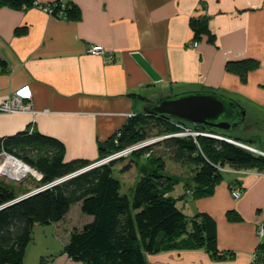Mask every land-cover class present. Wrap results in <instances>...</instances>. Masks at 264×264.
I'll return each mask as SVG.
<instances>
[{"label": "crops", "instance_id": "obj_1", "mask_svg": "<svg viewBox=\"0 0 264 264\" xmlns=\"http://www.w3.org/2000/svg\"><path fill=\"white\" fill-rule=\"evenodd\" d=\"M51 1L0 5V101L24 85L31 90V110L0 111V137L34 130L62 142L64 161L95 160L99 144L130 115L171 92L214 89L237 100L247 115L264 112V0H72L76 20L35 5ZM192 18L207 20L213 43L193 39ZM95 44L102 53L87 52ZM243 59L253 60L248 68L236 63L228 69ZM235 187L238 198L230 193ZM176 198L185 214L212 218L217 256L205 247L168 249L146 253L148 263L251 264L263 219V171H224L212 194L194 198L185 189ZM228 211L239 219H228ZM81 215L84 223L92 219ZM50 262L82 264L66 254Z\"/></svg>", "mask_w": 264, "mask_h": 264}, {"label": "trees", "instance_id": "obj_2", "mask_svg": "<svg viewBox=\"0 0 264 264\" xmlns=\"http://www.w3.org/2000/svg\"><path fill=\"white\" fill-rule=\"evenodd\" d=\"M22 4L31 5L32 0H0V5L16 8ZM46 4L35 2V5ZM59 9V5H53L54 12ZM61 10L65 14L60 18H79V10L73 2ZM190 25L194 40L206 36L209 42H214V35L205 18H192ZM251 61H236L228 65V69H236L235 64L239 63L244 70ZM0 65H5L1 57ZM140 99L147 100L145 97ZM148 123L153 127H164V134L177 132V123L192 126L166 116L134 113L118 133L99 144L97 158L146 140L148 132L144 126ZM194 126L191 128L207 131L204 126ZM214 134L253 146L252 140L244 137L231 133ZM195 139L190 136H172L161 141L174 161L196 168L194 184L186 183V189L194 198L212 194L214 186L223 178L222 168L264 172V155L217 138L198 136ZM153 144L134 154L140 156L152 149ZM2 150L22 159L40 172L42 177L33 188L37 192L18 201L14 199L32 190L16 194L13 187L0 181V264H24L23 257L31 240L33 226L58 222L74 201L79 202L81 213L92 217L80 229L72 230L64 244L63 252L74 261L82 264H150L146 260V253L199 247H205L212 256H217L214 221L206 213L188 217L178 208V198L167 190L178 180L164 171V156L161 154L154 158V153H149L146 162L150 163L138 167L139 177L132 194L128 196L121 192V182L112 172L118 159L39 189L94 160L77 158L64 161L61 141L29 129L0 137ZM127 168L123 167L124 170ZM262 212L261 223L264 226V208ZM227 216L230 220L239 219L232 211H228ZM255 253L256 258L251 264H263V242H258Z\"/></svg>", "mask_w": 264, "mask_h": 264}, {"label": "rangeland", "instance_id": "obj_3", "mask_svg": "<svg viewBox=\"0 0 264 264\" xmlns=\"http://www.w3.org/2000/svg\"><path fill=\"white\" fill-rule=\"evenodd\" d=\"M258 115L260 116L259 118L264 121V112L259 111ZM150 124L151 123H148L144 126V128L147 129L146 131L148 132V136H146L147 139L145 141L152 140L154 142V144L152 145L151 153H154V158L158 154L164 156V171L168 174H171L174 180H178L177 183L167 188L168 193H170L174 197H178L186 189V183L189 185L194 184L193 180L194 175L196 173V168L189 164L174 161L169 156L168 149L165 148L163 143L161 142L164 138H166L165 136L167 135L164 134L166 133L164 132V127H157L156 125H154L153 127ZM178 124L188 128L194 126H189L181 123ZM177 128L180 129V127L178 126ZM195 130L199 129L195 128ZM230 133L232 135H237L252 140V147L264 152V123L258 126L253 125L252 122H250V126H247L243 123L240 126L231 130ZM198 136L199 135L195 136V138ZM226 138L234 140L230 137ZM147 157L148 155H146V152H143L140 156H137L136 154L132 153L130 156L128 154L125 158H121L116 161L115 165L112 167V172L121 182L122 193H126L128 196L132 194L134 185L133 183H131L132 177H134V175H137L136 180L138 179V167L143 163H147V165L150 163V161L146 162ZM124 166L128 168L124 170ZM224 169L227 172H235L244 168L226 167ZM125 171H128V173L122 175V173ZM0 181L13 187L16 194H22L26 191L33 190V188H35L37 185V182L31 177H26V179L20 182L0 177ZM182 203L183 201L179 199V208H181ZM185 212L187 213V211ZM66 214L61 220L58 221L59 223L56 225L54 223H51L35 224L33 226L31 232V240L26 247L25 254L23 257L24 264H46L48 262L49 264H51L50 259L55 258L61 254H65L63 252V247L67 236L66 233L70 234L72 230L80 229L81 225L88 220L86 216L81 215L78 201H74L71 203ZM188 214L189 213L186 214L188 217L191 216L190 214Z\"/></svg>", "mask_w": 264, "mask_h": 264}, {"label": "built area", "instance_id": "obj_4", "mask_svg": "<svg viewBox=\"0 0 264 264\" xmlns=\"http://www.w3.org/2000/svg\"><path fill=\"white\" fill-rule=\"evenodd\" d=\"M71 2H72V0H53L52 3H47L46 5H42V6L38 5V6L41 7L42 9H44L46 12H48L54 16L63 17L65 12H63L61 9L65 8L67 6V4H70ZM53 5L54 6L59 5L61 9L54 12L53 11ZM103 50H104L103 46L100 44L91 45L87 48V52L92 53V54H100L103 52ZM30 98H31L30 87L28 85H24V86L16 89L11 95H9L8 97H6L0 101V111L14 113V112H19V111L31 110L30 105H28V103L26 102ZM176 125L178 127H180V129L177 132L167 134L165 137L191 136V137H193L194 141L196 140L195 136H197V135L207 136V137H212V138H215V137L220 138L221 137L219 135H215V134L209 133L207 131L195 130L194 128L184 127L178 123ZM225 139H226V141L233 143V144H236V145H238L242 148H245L251 152L264 155V152L259 151L250 145L240 143V142H236L234 140H230L227 138H225ZM152 143H154L152 140H150V141L143 140V141L134 143L132 145L126 146L122 149L115 150L114 152L109 153L106 156L95 159L94 161H92L88 165L80 168L79 170H77L73 173H70V174L65 175L63 177H60V178H58V179H56L50 183L42 185L39 189L52 186V185L59 183V182L65 180L67 178H70L73 175L84 172V171L89 170L91 168H94L96 166H100L102 164L109 163L112 160L125 158L128 154L130 156L132 153L136 152L137 150H139L145 146H148ZM151 151H152V149L147 151L146 155H149V153ZM222 171L224 172L225 169L222 168ZM0 177L6 178L8 180L16 181V182H20V181L26 179V177H28V178L31 177L32 179H34L37 182L41 179L42 174L40 172H38L37 170H35L33 167H31L26 162H24L22 159L14 156L11 153H8V152L2 150V151H0ZM230 193H231V196L233 198H238L240 195V190L238 187L231 188ZM256 233L258 236V241L264 243V226L262 225L261 222L258 223L256 226ZM255 258H256V253L254 252L252 254L251 263L255 260Z\"/></svg>", "mask_w": 264, "mask_h": 264}, {"label": "water", "instance_id": "obj_5", "mask_svg": "<svg viewBox=\"0 0 264 264\" xmlns=\"http://www.w3.org/2000/svg\"><path fill=\"white\" fill-rule=\"evenodd\" d=\"M142 112L174 118L191 125H201L209 133H230L245 122L256 124L233 97L214 89H186L159 97L153 104L143 107ZM218 135V134H216ZM221 136V135H219ZM226 140L224 136L215 137ZM37 190L18 196L21 200ZM13 201V202H14Z\"/></svg>", "mask_w": 264, "mask_h": 264}, {"label": "flooded vegetation", "instance_id": "obj_6", "mask_svg": "<svg viewBox=\"0 0 264 264\" xmlns=\"http://www.w3.org/2000/svg\"><path fill=\"white\" fill-rule=\"evenodd\" d=\"M250 118H252L253 120H255V121H257V123L256 124H253V125H260V124H262V123H264V121L262 120V119H260L259 117H257V116H250V115H248ZM245 125H247V126H250V122H245L244 123Z\"/></svg>", "mask_w": 264, "mask_h": 264}]
</instances>
